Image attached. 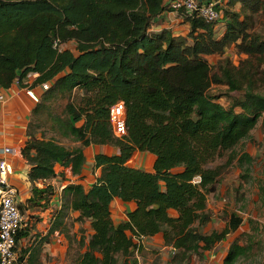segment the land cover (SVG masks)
<instances>
[{"label":"trees","instance_id":"1","mask_svg":"<svg viewBox=\"0 0 264 264\" xmlns=\"http://www.w3.org/2000/svg\"><path fill=\"white\" fill-rule=\"evenodd\" d=\"M215 8L219 20L182 16L188 28L181 35L152 30L170 9L163 0H0V89L21 83L29 72L37 73L32 85L50 82L32 110L20 150L30 165L31 196L19 207L49 200L53 188L36 183L55 177V164L79 175L85 146L117 148L111 155L95 153L100 173L90 186L71 182L62 190L58 217L76 211L75 220L88 221L93 231L74 264H137L133 236L158 233L174 248L172 259L189 264L191 256L201 257L239 227L235 212H224L221 230L211 227L207 202L234 159L244 176L252 160L246 152L237 157L234 149L264 113L255 77L264 63V34L253 30L264 16V0H226ZM228 48L246 57L234 63L224 56ZM210 55L219 56L215 64ZM211 84L227 90L211 92ZM119 100L126 110L122 138L109 124V108ZM54 104L62 115L52 111ZM44 113L53 133L78 143L67 147L44 133L37 136L32 120ZM135 151L155 155L152 171L127 164ZM228 151V160L214 164ZM114 197L136 204L118 224L110 211ZM26 233L19 230L16 240ZM250 245L232 240L222 264H234Z\"/></svg>","mask_w":264,"mask_h":264},{"label":"crops","instance_id":"2","mask_svg":"<svg viewBox=\"0 0 264 264\" xmlns=\"http://www.w3.org/2000/svg\"><path fill=\"white\" fill-rule=\"evenodd\" d=\"M168 1L163 0V3L167 5ZM199 1L206 3L210 0ZM219 23L215 25V27H220L216 33L218 36L223 31ZM162 28L170 29L174 34L184 35L188 26L180 14L165 9L152 23V30ZM36 76L37 73L31 72L22 78L21 83L14 81L8 89L2 90L5 100L0 102V158L4 155L2 149L5 146L11 147L15 152L7 154L5 157L12 164L13 172L8 178L10 183L15 186L16 198L22 206H27L26 202L31 196V183L28 179L30 165L21 155L20 150L27 139V129L32 117V110L38 102L32 99L28 90L30 89L38 99L43 92L40 84L32 85ZM97 152L111 155L117 153V148L99 144L85 146L83 153L86 162L79 175H73L69 167L55 164L56 176L46 179L45 184L36 183L38 187L50 185L53 188V194L43 206L25 210V214L29 210H36L33 213H37V216L29 218V225L25 228L27 229L26 235L16 242L17 263L15 264H74L79 254L85 250L88 238L93 232L89 222L75 220L78 215L76 211L69 210L62 217H58V214L61 208L62 190L66 184L79 182L88 187L98 177L100 168L94 166V155ZM154 158L155 155L150 152L135 151L128 159L127 164L152 171ZM135 206L134 201H122L118 197H114L110 205L114 224L126 220V213L134 209ZM170 212L174 213L173 211ZM52 225L54 229L50 231ZM210 250H205L202 253L203 256L201 257L206 262L205 264H222V258L228 249L225 248L217 252ZM158 253L161 254V258L170 259L166 263H172L171 258L174 250L163 243L160 233L150 238H144L143 244L134 253V258L137 264H142V259H146L147 264H156L159 260L156 258Z\"/></svg>","mask_w":264,"mask_h":264},{"label":"rangeland","instance_id":"3","mask_svg":"<svg viewBox=\"0 0 264 264\" xmlns=\"http://www.w3.org/2000/svg\"><path fill=\"white\" fill-rule=\"evenodd\" d=\"M214 1H216V4H221L225 3L226 0ZM253 30L264 34V16L256 18ZM67 46L73 47V43H67ZM225 55H229L234 63H237L239 58L246 57L244 54H236L233 48L226 49L224 56ZM208 59L211 64H215L219 56L210 55ZM255 77L258 79L257 90L264 93V63L260 65L259 71ZM226 90L227 86L220 84H211L209 88V91L214 93ZM232 93L234 94L235 92ZM219 101L224 105L228 102L226 96L223 94H221ZM53 109L52 111L54 113L62 115L61 105L54 104ZM32 123V129H35V134H37V136L44 133L46 137H53L67 147H73L77 144V141L73 138L61 137L53 133L51 130L52 122L45 113L39 117H33ZM234 152H236L237 157L243 152H246L251 157V162L247 164L249 168L248 174L244 176V167H241L237 163V158L234 159L221 177L216 192L209 196L207 209L211 214L212 226H210L217 230H221L225 226L227 216L224 212H226L227 215L231 212H235L241 216V223L236 230L226 234L223 240L216 244L210 251L213 250L217 252L225 248L228 249L232 240L239 239L240 243L247 242L251 245L247 255L240 256L234 264H264V195H261V186L264 188V113L259 118L255 127L250 131L249 137L237 144ZM230 154L229 151L225 152L214 164L225 162L229 159ZM21 211L25 213L23 208ZM35 211L36 210H29L26 215L29 218H34V216H37V213H33ZM156 258L159 259L156 264H169L166 263V261H170V259L161 258L160 253L157 254ZM147 262L146 259H142V264H147ZM152 263H154V261H152ZM188 263L205 264L206 262L203 261L202 257L191 256ZM171 264H187V260L179 262L172 259Z\"/></svg>","mask_w":264,"mask_h":264},{"label":"built area","instance_id":"4","mask_svg":"<svg viewBox=\"0 0 264 264\" xmlns=\"http://www.w3.org/2000/svg\"><path fill=\"white\" fill-rule=\"evenodd\" d=\"M199 0H169V11L176 12L181 16L199 15L207 21H215L222 18V13L216 10V1L210 0L201 3ZM54 43V46H56ZM31 73V72H29ZM27 73L26 75H28ZM17 82V80L15 81ZM50 82L40 84L42 90L47 89ZM3 89H0V102L5 100ZM28 93L32 99L37 102L38 97L29 89ZM109 124L112 134L118 138H122L127 133L126 127V110L123 101L114 102L109 108ZM4 154L0 158V264L17 263L16 252V233L25 229L29 225V217L21 211L18 200L16 198V188L13 186L8 176L13 172L11 162L5 157L7 154L15 153L14 150L5 146L2 149ZM38 182L46 183V179H40ZM144 236H133L135 250L143 244ZM171 250L173 247L169 246Z\"/></svg>","mask_w":264,"mask_h":264}]
</instances>
